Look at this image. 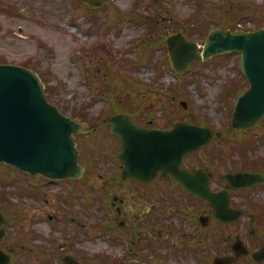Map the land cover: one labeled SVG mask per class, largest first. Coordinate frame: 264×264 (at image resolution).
<instances>
[{
  "label": "rangeland",
  "instance_id": "1",
  "mask_svg": "<svg viewBox=\"0 0 264 264\" xmlns=\"http://www.w3.org/2000/svg\"><path fill=\"white\" fill-rule=\"evenodd\" d=\"M8 1L13 2L17 14L0 12V59H6L5 61L12 64L23 65L29 62L37 66L45 75L56 104L65 107L70 115L81 116L83 113L91 118L97 117L99 113L102 116L110 114L109 92L103 93L105 87L91 79L93 70H97L105 62L113 68L115 63H120L116 67L121 65L129 79L137 85L135 88H140L139 98L145 96L142 95V91L143 87H149L148 84L167 96L172 85H178L180 82L169 61L163 59L165 50H157L153 56L155 59L152 58L148 64L135 65V62H140L143 57L139 52L140 40L151 35L150 22L127 20L119 35L116 34V29L108 33L100 28L104 23L114 19L116 11H135L141 17L148 18L151 12L147 10V6L152 3L162 4L165 7L163 15L175 22L173 27L193 25L195 37L200 44H204L205 37L198 34V28L213 17L217 18L214 20L215 23H227L225 19L231 17L230 19L244 26H253L254 21L264 19V0H246L247 7L243 8H238L236 2L242 0H223V3L222 0H114L107 6L102 19L89 10L82 11L79 0H0V3ZM197 1L205 4L202 5L204 11L201 17L199 13L198 17L196 16ZM230 4H234V8H229ZM257 7L258 10L255 11ZM88 30L95 34H88ZM77 57L83 63L81 67ZM239 58L240 55L232 54L227 59H216L202 68L199 66L192 68L181 80L188 87L189 108L193 114L210 118L217 116L214 119L215 127L220 130L225 129L230 121V118L226 117L230 111L229 106L225 105L220 109L221 87L227 86L232 78L241 80ZM133 65L134 68H131ZM99 70L106 74L103 67ZM110 76L117 84L126 83V87H131L130 82H125V78L113 70L110 71ZM168 111H172L170 106L165 109L163 115ZM156 117H162L161 109L155 110L153 116L154 121L161 124L162 119L157 120ZM108 165L102 163L100 167L106 170ZM229 165L235 166V160L231 157ZM1 167L0 189L5 188L8 192L10 197L8 205L11 204L10 209L13 213V197L16 196L15 186L12 184L15 176L8 174L11 168ZM1 169L4 171L2 172L4 178ZM22 184L29 183L23 181ZM27 202L30 205L36 203L32 199H28ZM21 212L28 214L25 226L20 231L21 236L30 237L33 226L31 216L36 211ZM23 250L17 256V264H34L29 246Z\"/></svg>",
  "mask_w": 264,
  "mask_h": 264
},
{
  "label": "flooded vegetation",
  "instance_id": "2",
  "mask_svg": "<svg viewBox=\"0 0 264 264\" xmlns=\"http://www.w3.org/2000/svg\"><path fill=\"white\" fill-rule=\"evenodd\" d=\"M179 121L178 116L169 117L162 129ZM83 143L85 149L91 145L88 139ZM249 160L233 171L264 174V151L252 152ZM228 163L225 149L210 148L185 156L182 166L192 172L203 168L212 176L211 188L220 190L228 187ZM61 187H65L62 213L48 214L52 225L44 238L38 233L32 236L36 246L44 240L48 264H74L69 256L80 264H213L216 255L236 257L234 244L240 241L247 251L239 250L234 264H264V183L233 190L231 205L242 211L241 216L216 229L213 223L207 227L199 223L201 216L213 213L211 205L187 192L171 175L160 174L151 182L92 179L87 189L82 179ZM86 208L90 229L81 220ZM101 238L109 250L102 249Z\"/></svg>",
  "mask_w": 264,
  "mask_h": 264
},
{
  "label": "water",
  "instance_id": "3",
  "mask_svg": "<svg viewBox=\"0 0 264 264\" xmlns=\"http://www.w3.org/2000/svg\"><path fill=\"white\" fill-rule=\"evenodd\" d=\"M92 5L97 0H88ZM169 54L174 69L187 70L195 60H207L225 52L242 53V69L251 88L239 98L233 124L248 128L264 116V29L244 31H212L203 55L198 45L173 35L168 39ZM58 110L49 105L39 77L22 67L0 65V161H5L32 173L52 178L72 175V163L77 165V153L72 134L83 131ZM187 131L196 133L194 128ZM144 134L156 137V134ZM202 137L182 138L181 153L194 148ZM4 217L0 213V221ZM5 233V231H0ZM0 264H9V257L0 251Z\"/></svg>",
  "mask_w": 264,
  "mask_h": 264
},
{
  "label": "bare ground",
  "instance_id": "4",
  "mask_svg": "<svg viewBox=\"0 0 264 264\" xmlns=\"http://www.w3.org/2000/svg\"><path fill=\"white\" fill-rule=\"evenodd\" d=\"M70 169H71V171H72V175H77V173H78V169H77L76 163H75V164L72 163V157H71V166H70ZM233 259L235 260L236 257L233 256Z\"/></svg>",
  "mask_w": 264,
  "mask_h": 264
},
{
  "label": "trees",
  "instance_id": "5",
  "mask_svg": "<svg viewBox=\"0 0 264 264\" xmlns=\"http://www.w3.org/2000/svg\"><path fill=\"white\" fill-rule=\"evenodd\" d=\"M238 87H244L243 85H237Z\"/></svg>",
  "mask_w": 264,
  "mask_h": 264
}]
</instances>
